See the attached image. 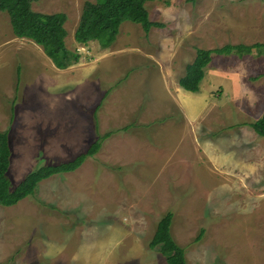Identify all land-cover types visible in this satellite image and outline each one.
I'll return each mask as SVG.
<instances>
[{
	"label": "rangeland",
	"instance_id": "374dc122",
	"mask_svg": "<svg viewBox=\"0 0 264 264\" xmlns=\"http://www.w3.org/2000/svg\"><path fill=\"white\" fill-rule=\"evenodd\" d=\"M96 1L33 5L66 15L67 48L81 55L67 69L0 11V132L14 185L103 140L76 172L0 206V264H168L149 246L168 212L188 264H264V138L250 126L264 110V61L213 55L212 67L241 76L240 102L222 81L207 79L200 94L179 85L197 49L264 43V1L154 0L150 18L165 27L147 35L124 23L108 49L75 40Z\"/></svg>",
	"mask_w": 264,
	"mask_h": 264
},
{
	"label": "trees",
	"instance_id": "16d2710c",
	"mask_svg": "<svg viewBox=\"0 0 264 264\" xmlns=\"http://www.w3.org/2000/svg\"><path fill=\"white\" fill-rule=\"evenodd\" d=\"M39 1L41 0H0V11L9 15L12 30L17 38L33 41L42 47L48 58L52 59L59 69H67L76 65L81 55L67 48L66 15L35 12L33 5ZM153 1L97 0L95 3L87 2L75 33V40L81 45L98 42L102 48L108 49L116 42L120 27L124 23L130 22L142 26L147 35L154 28H164V24L153 22L150 18L146 5ZM255 51L264 53V44L226 45L215 50L197 49L196 59L186 67L185 75L179 80V85L187 92L199 93L214 54L219 56L237 54L243 57ZM250 126L260 137L264 138V116ZM102 144V139L96 141L86 153L73 161L43 166L15 186L10 176L13 158L10 136L8 133L0 132V206L12 207L35 196L40 182L53 173L76 172L86 163L87 159L93 158L101 151ZM173 224L174 214L168 212L158 223L149 246L165 256L168 264H188L187 250L180 246L173 236ZM200 240L201 237L197 239V241Z\"/></svg>",
	"mask_w": 264,
	"mask_h": 264
},
{
	"label": "crops",
	"instance_id": "0c3cea01",
	"mask_svg": "<svg viewBox=\"0 0 264 264\" xmlns=\"http://www.w3.org/2000/svg\"><path fill=\"white\" fill-rule=\"evenodd\" d=\"M255 44H264V43H259V42H255V43H253V44H251V45H255ZM239 45H244V44H239ZM251 45H247V46H251ZM226 46V45H225ZM225 46H223V47H225ZM234 46H237V45H234ZM222 47V48H223ZM218 49V48H217ZM257 54H258V56H257ZM251 55H255V57L257 56V58L259 59V61H264L263 59H264V55L263 54H261L260 52L259 53H257V52H254L253 54H251ZM232 56H234V55H232ZM220 57H223V59H225L226 58V56H220ZM254 57V56H253ZM212 62H211V64L209 65V67H208V69H207V71H206V76H205V79H204V81H203V83H202V86H201V91H200V93L202 92V90H204L205 89V87H204V85H205V82H206V80L207 79H210V80H213V82H216V81H222V85H221V88L222 89H224L223 88V84L225 83V84H229L230 85V87H231V94H232V98H231V101L233 102V103H236L237 101H239L240 102V98L242 97V96H240L241 95V93L242 92H244V90H243V88L241 87V84H240V79H241V76L240 75H238V74H235L234 72H230L228 69H226V68H224V67H219V66H216V68L215 67H212V64H213V62H214V57L212 56ZM222 64H223V60H222ZM264 75V74H263ZM258 82H264V76L263 77H261L259 80H258ZM245 89V88H244ZM221 90V89H220ZM207 92H208V96H207V98L211 101L212 99H213V91L212 90H209V89H207ZM200 93H197V94H200ZM229 94L230 93H226L225 91H224V95L225 96H229ZM212 97V98H211ZM222 98H223V95L221 96V100H222ZM213 101V100H212ZM260 117H258L255 121L257 122V121H259L263 116H264V110L262 111V113H261V115H259ZM255 123V122H254ZM253 124V123H252Z\"/></svg>",
	"mask_w": 264,
	"mask_h": 264
}]
</instances>
